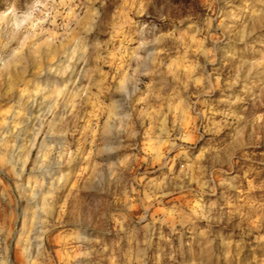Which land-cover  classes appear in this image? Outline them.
<instances>
[{
	"label": "clouds",
	"instance_id": "1",
	"mask_svg": "<svg viewBox=\"0 0 264 264\" xmlns=\"http://www.w3.org/2000/svg\"><path fill=\"white\" fill-rule=\"evenodd\" d=\"M0 264H264V0H0Z\"/></svg>",
	"mask_w": 264,
	"mask_h": 264
}]
</instances>
